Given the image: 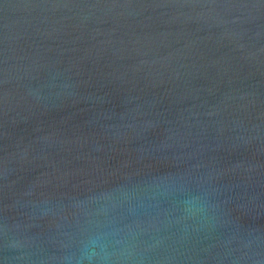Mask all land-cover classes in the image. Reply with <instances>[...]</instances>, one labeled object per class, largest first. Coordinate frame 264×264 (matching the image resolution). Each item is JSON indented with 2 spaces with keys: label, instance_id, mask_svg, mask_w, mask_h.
<instances>
[{
  "label": "water",
  "instance_id": "95a60500",
  "mask_svg": "<svg viewBox=\"0 0 264 264\" xmlns=\"http://www.w3.org/2000/svg\"><path fill=\"white\" fill-rule=\"evenodd\" d=\"M0 264H264V0H0Z\"/></svg>",
  "mask_w": 264,
  "mask_h": 264
}]
</instances>
